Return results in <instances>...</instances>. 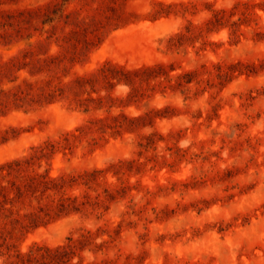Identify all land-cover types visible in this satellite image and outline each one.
Listing matches in <instances>:
<instances>
[{
    "label": "rangeland",
    "instance_id": "1",
    "mask_svg": "<svg viewBox=\"0 0 264 264\" xmlns=\"http://www.w3.org/2000/svg\"><path fill=\"white\" fill-rule=\"evenodd\" d=\"M44 141L51 176L126 163L10 253L89 228L117 264H264V0H0V163Z\"/></svg>",
    "mask_w": 264,
    "mask_h": 264
},
{
    "label": "trees",
    "instance_id": "2",
    "mask_svg": "<svg viewBox=\"0 0 264 264\" xmlns=\"http://www.w3.org/2000/svg\"><path fill=\"white\" fill-rule=\"evenodd\" d=\"M225 12L223 8L214 10L209 22L222 25ZM155 67L124 69L121 66L117 69L122 75H110V78H116L117 82L133 84L135 77L132 75L140 76L141 73L149 72L148 79H154L162 73H167L162 64H157L162 71H156ZM188 75L189 72L183 71L176 77L178 80L183 78V82L187 83L191 81ZM180 82L181 80L177 83ZM150 111L162 116L159 109L152 108ZM141 116L131 119H139ZM119 126L122 124L115 125ZM63 139L68 141L67 133ZM59 142L44 141L32 146L27 155L0 163V264H117L108 256L97 257L96 254L102 250L103 243L95 241L96 237L89 228L83 229L76 236L68 235L66 241L60 244L48 245L35 241L24 250L16 248L14 253H10L9 247L14 245L13 239L25 235L39 225L47 224L52 218L78 212L89 203V194H84L86 200H79L78 194L69 191L71 188H89L98 183V178L110 169L115 174L122 172L126 163L125 160L119 159L106 167L83 169L72 174L60 173L56 176H51L47 170L38 171L34 167L35 160L52 153L58 148L56 143ZM65 146L67 145H63L62 149L67 148ZM105 190L111 198L115 196L109 188ZM85 251L93 253V256L87 258Z\"/></svg>",
    "mask_w": 264,
    "mask_h": 264
}]
</instances>
